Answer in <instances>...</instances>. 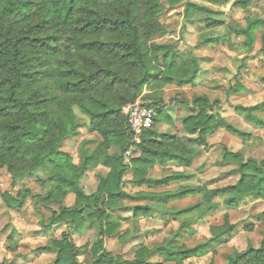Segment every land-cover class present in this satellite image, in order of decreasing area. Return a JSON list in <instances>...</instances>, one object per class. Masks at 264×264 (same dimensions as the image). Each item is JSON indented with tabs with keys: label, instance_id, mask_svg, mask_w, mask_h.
Segmentation results:
<instances>
[{
	"label": "trees",
	"instance_id": "16d2710c",
	"mask_svg": "<svg viewBox=\"0 0 264 264\" xmlns=\"http://www.w3.org/2000/svg\"><path fill=\"white\" fill-rule=\"evenodd\" d=\"M181 1L0 0V169H6L13 182L23 181L29 175L40 173L45 178H37L39 185H53L50 191L47 189L41 202V205L51 212L43 227L69 224L74 231L82 233L87 225L94 224L96 239L90 249L92 264H150L148 258L153 252L158 253L166 263L183 264L188 259L200 258L207 254L205 244L186 247L183 243L179 244L181 241L176 244L169 241L152 250L140 248L131 261L114 258L105 251L104 241L106 237L119 231L118 225L111 221L109 213L118 209L117 204L121 202L200 196L201 203L171 213L174 217H179L191 214L197 209L201 214L214 210L218 206L214 199L220 200L228 209L237 208L248 200L264 201V159L259 162L251 158L244 160L241 153H232L227 149L222 151V162L239 164L238 168L233 170V174L238 177L233 185L213 190L180 187L173 192H141L132 196L124 193L120 187L123 186V178L129 170H132L133 180L138 185L159 190L185 179L186 176L173 173L160 179H149L146 178L149 170L158 164H173L177 168L188 169L192 166L194 157H198L200 153L189 155L186 152L171 150L174 145L180 143L181 137L163 133L160 134L161 140L153 143L158 148L167 146L170 150L145 154L143 158L134 157L131 161L134 167L125 171L119 167L121 154L133 143L127 140L117 124L126 106L111 107L99 105L96 101L97 107H88L76 102L75 98L88 97L90 92L102 85L109 91H115L118 81L121 85H128L127 89L122 90L135 88V85L123 77L101 67L99 61L110 56L118 48L124 53L120 59L127 58L125 67L147 68L150 64L149 54L140 51V42L151 49L152 59L156 60L153 70L145 72L144 80L139 82L145 95L149 94L145 93L146 89L143 88L146 80L157 84L175 82L178 87L193 85L199 72L200 60L180 53L173 44L169 46L155 41L156 36L167 34L160 21V14L166 8L179 5ZM233 6L246 8L248 2L237 1ZM183 21L204 24L206 30L199 35L198 46L209 47L220 41L229 42L224 31L225 22L219 12L188 2L183 7ZM245 21V26L237 24L229 26L228 29L234 36L243 37V46L250 51L255 42V33L264 28V19L246 18ZM114 35L131 37V42L105 39ZM73 37L80 40L78 51L94 66L91 72H76L70 59L61 58L63 53L69 51ZM54 61L61 69V90L72 98L67 101L57 102L55 97H49L46 89L41 87L45 80L53 76L48 69ZM101 73L104 74L103 79ZM230 90L239 93L243 89L236 84ZM157 103H164L162 94L160 101L153 102ZM192 103L199 107V111L194 108L195 111L192 112L196 115L187 116L182 120L185 126L183 131H188L191 137L197 132L203 133L205 126L214 119L211 114L214 104H209L207 97L194 96ZM74 108L88 119L90 132L101 140L91 152L84 154L79 167L73 163L68 153L61 150L63 142L75 136L80 128ZM161 111L162 108L158 107L157 115H160ZM239 111L248 123L264 128L263 119L254 115V112H264V103L249 108L241 107ZM164 118L169 121L168 116ZM215 129H223L243 141L250 137L234 129L224 119L216 123L213 131ZM188 142L194 143V139ZM112 149L117 153L111 154ZM100 160H103V167L108 169V174L99 177L101 179L97 189L89 199L81 188L80 180L88 171L101 166ZM64 189L68 191H63ZM57 193L61 195L56 196ZM104 193L107 194V202L101 199ZM69 194L74 196V204L65 207L63 201ZM40 197L32 195L28 189L18 192L16 197L0 193L3 203L11 209L21 208L28 198L38 202ZM98 202L111 207L113 211L105 213L103 207L95 208ZM51 204L58 205V212L48 207ZM91 208H95V211H90ZM150 213L149 208L137 206L133 216L147 217ZM223 221V225L210 228L211 241L234 232L235 227L229 224L228 215H224ZM11 245L12 242L8 241L7 249L14 252L15 249ZM37 250L54 252L55 264H81L77 261L80 251L67 238L52 240L50 244ZM1 264L17 263L4 261ZM226 264H264V231L258 248L248 247L244 252L229 256Z\"/></svg>",
	"mask_w": 264,
	"mask_h": 264
},
{
	"label": "rangeland",
	"instance_id": "374dc122",
	"mask_svg": "<svg viewBox=\"0 0 264 264\" xmlns=\"http://www.w3.org/2000/svg\"><path fill=\"white\" fill-rule=\"evenodd\" d=\"M237 1H247L248 6L246 8L234 7L233 3ZM188 2L221 13V18L225 22L224 31L229 42L220 41L209 47L198 46V37L206 28L202 22L183 21V7ZM225 8L228 9L227 12L223 11ZM253 10L264 16V2L262 0H182L179 5L164 9L160 14V21L167 31L166 35H173L178 30L182 34V39L187 37L192 50L200 54L197 56L200 61L199 72L193 85L166 87L162 89L161 94L164 102L170 101L176 89H182L187 98L205 96L209 100L205 85L209 79H214L215 83L211 86L212 93L219 95L223 92L228 105L223 109V113L226 114L224 120L234 129L250 137L243 141L225 130L218 133L219 129H215L209 135H213V142L216 143L223 141L227 135V145L224 149L228 151L231 149L229 152L232 153H241L244 160L251 158L259 162L264 159V128L248 123L239 108H249L264 103V28L255 33V42L250 51L243 46L244 38L234 36L228 29L229 26L237 24L245 26V19L250 18ZM176 25L179 26L178 29ZM161 37L163 36H156L155 41L159 43ZM173 45L180 53L187 54V50L181 51L178 42ZM236 84L243 89L239 93L230 90ZM145 93H148L147 89ZM220 103V99L212 97L211 104L215 106ZM73 111L80 128L75 136L63 142L61 150L68 153L73 163L79 167L84 154L91 152L101 140L96 134L90 132L88 119L77 108ZM169 111L179 114L182 109L175 108ZM188 111L195 110L189 108ZM254 115L264 121L263 111L254 112ZM168 117V122H171L172 117ZM179 131L181 129L178 128L176 133L171 134L178 135ZM163 133L169 132L164 131L161 134ZM192 137L194 139L196 135ZM187 143L192 144L188 141ZM110 152L111 154L117 153L115 149ZM134 157L137 156L134 155ZM234 169L230 167V164L222 162V153L219 154V158L213 154L197 165L193 162L188 169L177 168L173 164H158L148 171L146 178L160 179L171 176L173 173H182L186 176L185 179L159 190L138 185L133 180L132 170H129L123 178V187L125 189L130 187L131 190L130 192L124 191V193L130 196L141 192L164 193L176 191L180 187L220 189L236 183L238 177L233 174ZM107 174L108 169L103 166L88 171L80 180L85 195L94 194L99 183L97 178L105 177ZM37 178L44 179L45 177L40 173H34L23 181L13 182L6 169H0V193H8L16 197L18 192L28 189L32 195L41 196V192L33 186H40L45 193L47 186L39 185L36 182ZM213 201L218 206L212 211L201 214L197 209L191 214L179 217H174L171 213L201 203L200 196L192 195L173 200L121 202L118 209L109 213L111 221L118 225L119 231L105 238L104 249L114 258L131 261L142 247L152 250L169 241L173 244L181 241L179 244L183 243L186 247L205 244L207 250L205 256L188 259L183 264H226L227 257L244 252L248 247L258 248L264 231V201L248 200L233 209L226 208L218 199ZM33 202L28 198L21 208L11 209L6 207L0 198V264L4 261L17 264H55L54 252H43L37 249L50 244L52 240L62 238H67L80 251L77 256L79 263L92 264L90 249L96 239L94 224L87 225L82 233L74 231L69 224H58L45 228L43 226L46 225L51 212L42 205L39 208L34 207ZM73 204L74 196L69 194L64 199L63 206L71 207ZM137 206L149 208L150 216L135 218L133 213ZM48 207L58 212L57 204H51ZM202 207L201 205L200 208ZM224 215H228L229 224L233 225L235 230L231 234L211 241L210 228L223 225ZM8 241L12 242L11 247L15 249L14 252L8 251ZM148 262L150 264H173L164 262L156 252L149 256Z\"/></svg>",
	"mask_w": 264,
	"mask_h": 264
},
{
	"label": "clouds",
	"instance_id": "9594fccd",
	"mask_svg": "<svg viewBox=\"0 0 264 264\" xmlns=\"http://www.w3.org/2000/svg\"><path fill=\"white\" fill-rule=\"evenodd\" d=\"M264 2V0H262ZM223 11L227 12L228 9L225 8ZM250 18H261L264 19V16H261L259 12L253 10L250 13ZM178 29V25L175 26ZM190 31V29H189ZM71 35V33H69ZM182 34L177 30L173 35H166L159 39V43L167 44L171 46L174 43L179 44L181 51L187 50V54L190 57H197L200 54L196 53L189 46V41L187 37L181 38ZM105 39L117 40L122 43H130L131 37L114 35L111 37H105ZM151 42V41H150ZM149 42V43H150ZM80 40L77 37H73V40L69 46V51L67 53L62 54L63 58H68L72 61V67L75 68L76 72H91L94 68L93 65L90 64V61L85 58L83 54L78 51ZM140 51L147 52L148 59L150 60V64L147 68L140 69L125 67L128 63L127 58L125 60H121L120 56L124 55L120 49H115L112 54L103 60L99 61L101 67L107 68V70L117 76L123 77L130 84L135 85V88L130 90H122L127 89L128 85L121 83L118 81L115 86V91H109L106 89L104 85L99 88H96L93 92L88 94V97H77L76 102L80 104H84L88 107H97L95 104L96 101L99 102V105H108L111 107H119L123 108L125 106L129 107V111L125 114L122 113L119 116V121L117 127L120 131H122L127 138L128 141H135V145L129 149L127 153H122V159L119 162V167L127 171L134 167L131 163L133 156H140L143 158L145 154L150 155L152 152H161V151H169L170 149L165 146L164 148L156 147L154 141L161 140V133L167 131L169 133H176L177 129H181L177 134L181 137L180 143L174 145L171 150L176 152H186L189 155L193 153L199 152L200 155L198 157H194V165H197L200 162H203L204 159L210 158L213 154L217 155L219 158V154L222 153L224 148L227 145V135H225V139L221 142H213V135H209L212 133L213 128L216 123L221 119L226 117V114L223 113V109L226 108L227 102L224 97V93L221 92L219 95L212 93L211 86L215 83L214 79H209L205 85V91L209 94V104H211V99L215 96L216 99H220L221 103L213 106L214 111L211 113L214 116L213 121L205 126V131L203 133L197 132L196 137L194 138V143L188 144L187 141L193 139L189 135L188 131H183L184 125L181 124V120H183L187 116H195V112H189V108H195L199 111V107L196 104L192 103V98H187L182 89H176L175 95L170 99L169 102H164L163 104L157 103L153 104L154 101L161 100V92L163 88L171 87L175 88V82L172 84H165L163 82L157 84L152 83L150 80H146L143 88L147 89L148 95H145L141 90L140 81L144 80V73L147 71H152L156 66V60L152 59L151 49L144 45L143 42H140ZM162 72L161 69H157ZM49 72L53 73V76L44 81L41 85L42 88L46 89V93L49 97H55L57 102L59 101H67L72 99L71 97L65 95L64 91L61 90V79L60 72L61 69L58 67L57 63L54 61L51 67L48 69ZM101 79H103L104 74H100ZM139 101L140 104L145 107L142 109L137 108L136 101ZM183 101V103H181ZM160 107L162 108L161 114L157 115L156 109ZM181 108L182 111L179 114H174L169 109ZM111 115V114H110ZM165 116L172 117L171 122L166 121ZM206 119V116L204 117ZM223 129H219V132H222ZM217 133V134H218ZM68 135V133H65ZM231 149H229L230 151ZM99 164L103 166V160L99 161ZM238 162L230 163L231 168H238ZM98 182L101 178H97ZM36 190L41 192L40 201L33 202L34 207L39 208L41 206V202L43 200V195H45L44 189L40 186H33ZM53 188V185H48L47 189L50 191ZM79 188V186H78ZM121 191H129L131 188L125 189L123 186L120 187ZM63 191H68L64 189ZM56 196H60V193L55 194ZM97 195H101L97 193ZM89 199L91 196L89 195ZM101 199L104 202H107V194L104 193L101 196ZM120 205L117 204V207ZM103 207V211L105 213L113 211L111 207L103 206L101 203H97L95 208ZM95 208L89 209L90 211H95ZM42 211H46L43 210ZM50 214V213H47ZM130 215V214H129Z\"/></svg>",
	"mask_w": 264,
	"mask_h": 264
},
{
	"label": "built area",
	"instance_id": "2783aa9c",
	"mask_svg": "<svg viewBox=\"0 0 264 264\" xmlns=\"http://www.w3.org/2000/svg\"><path fill=\"white\" fill-rule=\"evenodd\" d=\"M136 104H137V108H138V109H142V108L145 107L144 105L140 104L138 100L136 101ZM128 111H129V107L126 106V107L124 108V110H123V113L126 114ZM132 143H133V144H132V146H130V148H132V147L135 145V141H132ZM130 148H129V149H130ZM129 149H128L125 153H127V152L129 151Z\"/></svg>",
	"mask_w": 264,
	"mask_h": 264
}]
</instances>
